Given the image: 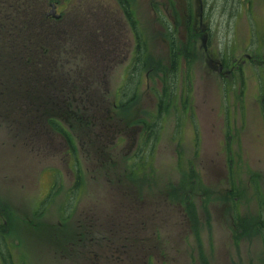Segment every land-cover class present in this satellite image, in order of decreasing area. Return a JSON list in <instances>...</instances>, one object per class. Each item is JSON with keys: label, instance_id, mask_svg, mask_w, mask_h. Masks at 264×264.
<instances>
[{"label": "rangeland", "instance_id": "374dc122", "mask_svg": "<svg viewBox=\"0 0 264 264\" xmlns=\"http://www.w3.org/2000/svg\"><path fill=\"white\" fill-rule=\"evenodd\" d=\"M131 1L135 28L142 30L148 51L138 89L137 79L121 82L126 67L116 63L129 46L117 2L83 0L96 15L93 24L108 20V31L120 34L114 36L122 46L109 63L110 108L103 121L106 128L111 120L117 124L124 142L115 144V132L96 142L91 132L76 128L70 147L50 133L42 137L16 129L0 116V264H69L63 248L46 244L44 236L64 224L71 231L80 213H111L120 205L115 192L127 172L135 173L134 183H144V195L156 200L162 213L142 233L125 228L119 236L156 242L155 264H264V0H190V17L195 21L200 6L207 28L205 38L193 35L192 46L178 27L182 0L175 26L163 0ZM78 2L66 0L64 18L79 14ZM170 34L188 50L169 72L157 63L164 58L162 39ZM205 50L223 63V72L209 66ZM136 119L138 126H128ZM139 128L146 143L136 161L129 146ZM94 142L100 152L110 153L104 165L89 148ZM78 167L80 191L68 201ZM120 209L116 215L122 217Z\"/></svg>", "mask_w": 264, "mask_h": 264}, {"label": "trees", "instance_id": "16d2710c", "mask_svg": "<svg viewBox=\"0 0 264 264\" xmlns=\"http://www.w3.org/2000/svg\"><path fill=\"white\" fill-rule=\"evenodd\" d=\"M86 14L51 21L28 7L0 14V116L12 120L16 129L42 137L50 133L70 147L76 128L91 132L96 142L111 132L103 121L110 108L108 75L113 68L105 47L110 25L108 20L93 24L96 15ZM171 43L175 61L169 72L188 50Z\"/></svg>", "mask_w": 264, "mask_h": 264}, {"label": "flooded vegetation", "instance_id": "af4514ba", "mask_svg": "<svg viewBox=\"0 0 264 264\" xmlns=\"http://www.w3.org/2000/svg\"><path fill=\"white\" fill-rule=\"evenodd\" d=\"M34 1L35 4L39 2V6L35 5L34 7L32 4ZM115 1L119 6V10H121L120 15L122 20H124L126 24V29L123 31L127 33L126 41L128 40L127 43L129 42V46L128 49H126L124 57L116 61V63L117 65L123 64L126 67V70L120 76L122 80L121 82L127 83L137 79L134 84H137L136 89H138V83L141 81V75L139 73L140 69L145 67L147 63L146 59L148 51L145 44L146 42L142 30L140 28H138V30L137 27H133L130 21V18L134 23L137 20V16L134 13L135 11H133V7L136 6L135 2H132L131 0ZM182 2V9H184V13L181 15L182 18L178 27L182 29L184 34H186L187 37L185 39H188L190 41L189 44L192 46L193 35L199 34L205 38L207 28L206 24L202 21L203 19L200 6V14L195 21H193L194 19L190 17L188 12L190 0H182ZM22 5L30 8V10L34 8L37 11L39 10L38 13L40 12V14H42L45 18L55 19L52 15H48V12L54 7L55 12L60 16L59 18H62L63 14H61V9L65 8L67 3L66 0H0V12L2 11L0 14L9 16L11 14L12 7L21 10L22 8L24 9ZM162 6L163 11L171 20V25L175 26V15L177 14L176 10L181 7V4H178L177 0H163ZM76 7L78 9V15L86 14V11L88 10H86V3L83 2V0H79ZM158 10L159 8H156V13ZM91 14L94 15V13L89 9V15L91 16ZM189 22L190 24H188ZM136 25L138 26V23H135V26ZM114 31L120 33L119 30ZM115 35L119 36L120 34L110 33L108 41V43L113 47V49L111 47L109 50L110 57H113V60H110L111 64L115 61L114 57L117 55L116 51H118V47L122 46L120 37H114ZM172 37L174 38L172 35L171 38L168 36V38L163 37L162 39L164 42L162 49L164 58L162 60H158L157 66L159 65V67H171L174 65L175 54L173 49L175 46L174 44L172 45L171 42H174L175 39ZM205 53L209 66L211 67L216 65L217 72H223V63L212 59L209 51L205 50ZM127 69L130 70L128 71ZM134 70L137 71L136 76L133 74ZM228 71L229 70H226V72ZM122 94H124L123 91ZM134 95L136 94L133 92L127 101L132 100ZM122 99L123 98H120V100ZM115 104L116 103L114 102V108L117 107ZM157 112H159L156 114L158 116L161 114L160 112H162V110L158 109ZM137 121L138 120L136 119L134 123L132 122L134 125L128 124V126H138V124L135 125ZM110 123V131L112 133L115 132L113 137L116 136L115 144L124 142L125 136L123 132L114 129L117 124H115L112 120ZM138 131L140 134L137 136V139L130 142L129 146L132 148L130 158L136 161L140 160L139 149L146 143V140H144V134H142V129L139 128ZM113 143L114 142L112 141V144ZM79 145H81L80 147L82 149L85 147L81 143H79ZM89 148H93V154L99 155L101 165H104L107 158L110 160V153H106L105 151L100 152L98 143L94 142L93 146L89 145ZM85 152L90 151L85 150ZM72 158L73 160L77 159L76 155ZM79 170V167L77 171L75 170L74 187L68 190V201L70 199L74 200L80 191L81 183ZM134 174L135 173L127 172L126 180L123 182L122 189L115 192L118 196V202L120 205L113 209L111 213H98L97 211L94 213L91 210L89 211L90 213H86L84 215L80 213L77 217V224L73 225V229L71 231L67 230L68 227L64 224L58 228V231L54 230L57 232L56 234L53 235L52 232H48L44 236L45 243L55 245L56 249L63 248V257L69 262V264H155L154 260L159 257V246L156 242L150 243L148 240L144 239L143 235H135V237L139 240L138 242H136L133 237H129L127 235L119 236V232H124L125 228L128 229L126 233L134 234L135 228H139L142 233L146 224L150 221L158 220L162 213V210L159 208L156 200L146 198L144 195L145 193L142 191L144 183H142L140 179L137 183H134V179H136ZM143 174L141 177L145 176ZM130 182L134 183V186L130 185ZM118 208H121L120 214L122 217L116 215ZM97 216H101V218ZM80 218H82V221ZM121 238L123 239V242L119 241V245L116 246L115 240Z\"/></svg>", "mask_w": 264, "mask_h": 264}, {"label": "water", "instance_id": "95a60500", "mask_svg": "<svg viewBox=\"0 0 264 264\" xmlns=\"http://www.w3.org/2000/svg\"><path fill=\"white\" fill-rule=\"evenodd\" d=\"M48 15H52L55 18H59V14H56L54 7L48 12Z\"/></svg>", "mask_w": 264, "mask_h": 264}]
</instances>
